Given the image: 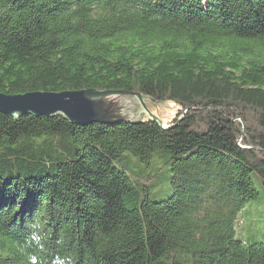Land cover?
Instances as JSON below:
<instances>
[{"label": "trees", "instance_id": "16d2710c", "mask_svg": "<svg viewBox=\"0 0 264 264\" xmlns=\"http://www.w3.org/2000/svg\"><path fill=\"white\" fill-rule=\"evenodd\" d=\"M89 88L175 115L0 113V264H264L234 230L264 186V0H0V93ZM33 220L44 249L21 253Z\"/></svg>", "mask_w": 264, "mask_h": 264}, {"label": "water", "instance_id": "95a60500", "mask_svg": "<svg viewBox=\"0 0 264 264\" xmlns=\"http://www.w3.org/2000/svg\"><path fill=\"white\" fill-rule=\"evenodd\" d=\"M0 113L16 119L23 115H60L73 124L114 125L134 123L147 116L162 128L175 115V106L157 103L131 90L83 89L75 91H35L23 94L0 93Z\"/></svg>", "mask_w": 264, "mask_h": 264}, {"label": "rangeland", "instance_id": "374dc122", "mask_svg": "<svg viewBox=\"0 0 264 264\" xmlns=\"http://www.w3.org/2000/svg\"><path fill=\"white\" fill-rule=\"evenodd\" d=\"M134 164V171L137 172L139 176L144 177L152 173V169L155 168L154 166H137L135 159ZM130 174L134 175L133 172H130ZM170 176L171 174L164 173L160 177L156 189L154 190L153 200H159L171 194V189H169V184L167 183ZM255 184L260 190L259 194L245 203L234 223L236 237L245 243L264 242V186L260 185L258 178L255 179ZM162 185H166L168 190L161 192L156 191L158 190L157 188H160Z\"/></svg>", "mask_w": 264, "mask_h": 264}, {"label": "clouds", "instance_id": "9594fccd", "mask_svg": "<svg viewBox=\"0 0 264 264\" xmlns=\"http://www.w3.org/2000/svg\"><path fill=\"white\" fill-rule=\"evenodd\" d=\"M26 229L28 232L26 242L19 246V251L21 253L25 252L26 248L35 247L40 251H43L44 245V233L43 226L38 220L29 221L26 223ZM27 264H41L39 257L34 254H27ZM50 264H74L73 258L68 255L64 256H54Z\"/></svg>", "mask_w": 264, "mask_h": 264}]
</instances>
